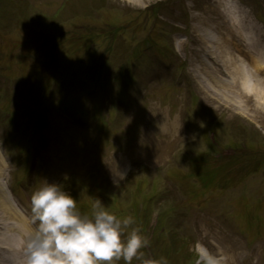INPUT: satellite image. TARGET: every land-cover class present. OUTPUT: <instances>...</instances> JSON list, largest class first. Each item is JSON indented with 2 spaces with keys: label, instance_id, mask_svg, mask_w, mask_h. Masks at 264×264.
I'll use <instances>...</instances> for the list:
<instances>
[{
  "label": "rangeland",
  "instance_id": "rangeland-1",
  "mask_svg": "<svg viewBox=\"0 0 264 264\" xmlns=\"http://www.w3.org/2000/svg\"><path fill=\"white\" fill-rule=\"evenodd\" d=\"M223 1L87 0V6L76 5L73 12L69 11L70 0H61L68 6H62L64 9H58L55 4L60 0L11 2L14 13L24 15L26 22L15 19V31L3 38L0 47L19 40L26 46L9 49L13 69L8 74L18 72L20 78L33 75L40 70L39 63L50 61L52 56L57 57L54 60L60 65L52 82L46 84L44 81V85L38 86V89L46 85L52 89L46 102L37 101L41 92H34L25 82L22 91L20 85L5 90V82H0V108L6 111L7 106L28 113L22 119L24 127L20 128L17 121L9 125L6 118L0 117V147L4 143L7 148L6 153L2 149L5 155L0 150V223L7 217V222L16 225L15 233L5 229L4 242L11 246L20 237L26 249L28 237L36 228L27 204L31 196L22 202L21 207L27 214L24 222L13 214L19 209L13 206L8 189L17 167L21 166L17 179L21 180L23 175L32 179L24 170L23 161L28 155L26 152L22 153L23 157L20 155V149L31 144L37 151L39 163L33 170L37 185L28 192L32 194L45 182L58 183L63 188L74 182L75 193L84 202L80 203L82 211L88 212L98 198L109 208H126L133 218L140 216L134 219L133 227L148 217L141 230L143 235L153 236V239H148L147 253L143 251L145 257H165L167 263L171 260L169 264H181L177 260L202 264L204 255L210 252L220 264H230L226 254L219 253L220 245L222 249L224 245L230 247L231 240H239V243L242 240L240 245L245 251L247 246L243 238L250 247L256 244V235L264 230V108L261 106L264 99L257 96V93H264V73H258L256 89L252 88L254 95L244 93L235 97L226 86L231 83L226 81L231 79L222 73L218 59L242 53L245 40L252 42L248 46L252 49L255 35L252 32L244 35L245 31L240 29L241 46L226 42L224 35L230 20L221 13L226 8ZM240 2L251 14L264 18V0ZM94 9L98 10L97 15ZM79 29H82L79 32L92 30L97 36L103 33L88 44L89 50H95L97 59L81 58L82 61H76L75 68L71 65L68 70L66 48L77 51L72 38ZM208 36L219 40L213 43L210 55L206 52ZM27 40H31L29 45ZM144 41L156 46L151 48V63L137 69L140 73L136 78L123 77L116 83L119 70L127 74L126 69L142 53L130 57L133 48L141 44L143 47ZM54 43L59 47L52 46ZM52 48L56 49L55 54L46 53ZM79 48L85 50V44L79 43ZM243 49V53L248 54V49ZM35 51L37 62L32 54ZM246 97L252 99L248 106L254 103L259 106L257 119H253L255 111L250 113L249 108L242 106ZM29 116L38 124L35 131ZM175 126L177 129L172 130ZM32 133L34 137L30 136ZM204 137H209L211 146H207ZM231 140L240 145L239 150L227 149ZM214 144L219 153L213 150ZM202 154H217L216 164L230 173L229 182L222 173L216 177L222 183L220 200L224 205L231 197L236 199L238 194H247L226 208L220 206L221 201L212 208L210 204L220 192H212L214 188L210 187L206 188L208 194L203 193L205 186L198 176L202 162L194 163V158ZM190 173L193 179H187ZM153 186L159 188V194L152 200L149 212L147 203ZM159 196H167L158 206L168 212L162 217V223L159 222L162 232L153 226ZM181 197L184 198L182 203L178 201ZM6 206L13 211L4 213ZM191 208L201 210L193 212ZM222 211L225 221L232 222L237 231L225 223ZM242 223L244 228H241ZM170 224L177 226L176 237L164 232L163 226L169 228ZM3 228L0 226V231ZM25 228L26 233L22 234ZM184 233H187L190 246H184L188 249H183L179 256L176 249L182 244ZM155 234L161 236V241L152 246ZM171 241L173 244L180 241V244L173 250L170 249ZM246 259L245 254L244 263ZM239 262L242 263V259ZM122 263L121 260L116 262Z\"/></svg>",
  "mask_w": 264,
  "mask_h": 264
},
{
  "label": "clouds",
  "instance_id": "clouds-1",
  "mask_svg": "<svg viewBox=\"0 0 264 264\" xmlns=\"http://www.w3.org/2000/svg\"><path fill=\"white\" fill-rule=\"evenodd\" d=\"M121 178H123L121 176ZM35 231L28 237L25 264H167L165 257H145L149 245L131 215L117 216L100 199L91 212L58 183L42 184L30 198ZM130 228V231H128ZM203 264H220L207 253Z\"/></svg>",
  "mask_w": 264,
  "mask_h": 264
},
{
  "label": "bare ground",
  "instance_id": "bare-ground-1",
  "mask_svg": "<svg viewBox=\"0 0 264 264\" xmlns=\"http://www.w3.org/2000/svg\"><path fill=\"white\" fill-rule=\"evenodd\" d=\"M227 14H229V13H227ZM235 21H238V19H235L234 21L232 20L231 22L234 24ZM231 27H232V24H231ZM227 29H228V30H227ZM230 29H231V28L228 26V28H226V31H229ZM214 42H215V43H219L218 38H217V39H214V38H211L210 36H208V43L206 44V45H207V49H208V51H210V50L213 49V43H214ZM220 59H221V58H220ZM218 61H219V59H218ZM219 62L222 63L224 69H228V68L230 67L231 59H230V58L225 59V60H222V59H221V61H219ZM262 68H263V66L260 65V70H262ZM234 73H235V74H231V75H232L233 78L235 79V78L238 77V75L240 74V72H238V71H234ZM241 81L243 82V83H242V89H243L245 92H248V94H251V95H252V93H253L252 88L256 89V88H255V85H254V84H251V85L248 84V80L245 79L244 76H241ZM217 83L220 84L219 82H217ZM253 94H255V91H254ZM257 96H258V97L261 96V98L264 99V93H263V92L261 93V95L257 93ZM261 98H260V99H261ZM257 100H258V104H259V99L257 98ZM261 106L264 108V103H263V105H261ZM244 107H245V108H249V109L251 110L250 113H252V112L255 111V112H254L253 119H257V118H258V113L256 112V111L259 109V106H258V105H256V104L254 103L252 106L244 105ZM259 112H260V111H259ZM262 119H264V114H263ZM7 212H9V209H8V208H5V209H4V213H7ZM3 235H4V234H0V239H1L2 241H3ZM2 243H3V242H2ZM14 244H15V245H14ZM12 245H14V246L12 247V249L9 248L10 251H11V254H12V255H16V254L18 253V250H17V249H19V248H22V250L25 249V246L23 247V244H22V242H20V241L14 242ZM258 248H259V246H258ZM258 248H257V247L252 248V250L250 251V253H249V252H245V253H244V250L240 247V245H238V244H234L233 242H231L230 247H229V245H227V246L223 249V252L221 251V252H219V253H220L221 255H222V254H226V255L228 256L227 261H228V263H230V264H245V263H244L245 254L250 255L251 257H254V259H255L254 264H264V255L262 256V253L258 254V252H257ZM1 249H4V248H1ZM242 257H244V258H242ZM19 259H20V260H19L20 263H18V264H25V260L22 261V260H21L22 258H19ZM239 259H242V263H240V262L238 261ZM15 260H16V259H15ZM0 263H1V262H0ZM11 264H12V263H11ZM14 264H16V263L14 262ZM247 264H251V261H249Z\"/></svg>",
  "mask_w": 264,
  "mask_h": 264
}]
</instances>
